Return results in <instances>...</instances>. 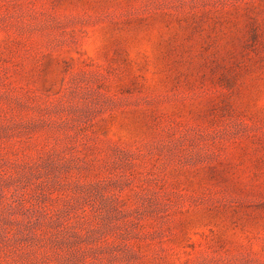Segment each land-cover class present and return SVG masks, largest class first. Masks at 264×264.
<instances>
[{
  "label": "rangeland",
  "instance_id": "1",
  "mask_svg": "<svg viewBox=\"0 0 264 264\" xmlns=\"http://www.w3.org/2000/svg\"><path fill=\"white\" fill-rule=\"evenodd\" d=\"M0 264H264V0H0Z\"/></svg>",
  "mask_w": 264,
  "mask_h": 264
}]
</instances>
